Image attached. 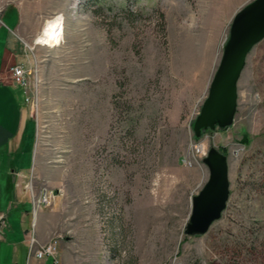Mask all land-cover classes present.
Here are the masks:
<instances>
[{
  "label": "rangeland",
  "instance_id": "obj_1",
  "mask_svg": "<svg viewBox=\"0 0 264 264\" xmlns=\"http://www.w3.org/2000/svg\"><path fill=\"white\" fill-rule=\"evenodd\" d=\"M251 1L0 0V18L11 3L26 10L34 186L59 192L43 230L59 241L57 264H264V39L239 80L233 125L193 129L233 18ZM12 6L0 30L4 80L24 64L8 54L2 67ZM211 150L227 156L229 199L205 234L189 235ZM12 189L0 167V212L14 218L24 207Z\"/></svg>",
  "mask_w": 264,
  "mask_h": 264
},
{
  "label": "crops",
  "instance_id": "obj_2",
  "mask_svg": "<svg viewBox=\"0 0 264 264\" xmlns=\"http://www.w3.org/2000/svg\"><path fill=\"white\" fill-rule=\"evenodd\" d=\"M11 4H13V6L11 5L13 7V20L9 23L7 43L1 52L3 56L2 67L4 68L7 56L10 54L12 59L18 63H24L26 68L30 70L31 62L28 58L27 61L24 59L21 42L24 39L22 33L27 30L25 6L18 3ZM11 6L10 4L7 5L1 14L0 30L3 25L2 17ZM12 36L16 38L12 40ZM37 138L38 125L33 116L31 105L26 103L24 90L22 87L14 85L8 78L5 79L0 83V167H9L13 180V203L24 207L18 211V216H14V218L0 212L6 216L5 227L0 231V256L6 250V259L9 264H56L52 257L42 260L29 257L28 237L31 235L27 236L29 231L26 228L33 227L32 233L40 244H44L51 238L47 237L43 230L53 225L52 222H49L51 214L47 212L48 209H42L36 216L34 215L30 208V197L25 186L32 179L33 182L36 179L33 169ZM19 167L22 169L17 170ZM8 221L11 222V225L8 224ZM7 229L8 231H6ZM4 232L6 233L4 234Z\"/></svg>",
  "mask_w": 264,
  "mask_h": 264
},
{
  "label": "water",
  "instance_id": "obj_3",
  "mask_svg": "<svg viewBox=\"0 0 264 264\" xmlns=\"http://www.w3.org/2000/svg\"><path fill=\"white\" fill-rule=\"evenodd\" d=\"M264 39V0L247 3L234 16L222 58L211 82L209 94L194 122L197 137L207 129L233 125L238 108V84L252 49ZM209 178L194 196L187 234H205L220 219L229 194L227 156L211 150L204 158Z\"/></svg>",
  "mask_w": 264,
  "mask_h": 264
},
{
  "label": "built area",
  "instance_id": "obj_4",
  "mask_svg": "<svg viewBox=\"0 0 264 264\" xmlns=\"http://www.w3.org/2000/svg\"><path fill=\"white\" fill-rule=\"evenodd\" d=\"M29 71L30 70H28L24 64H16L9 68L8 77L14 85L22 87L24 90L26 103L32 106L35 103V98L33 95ZM4 76L5 75H3V72L0 71V83L4 81ZM204 152L205 148L203 144L200 143L196 145L195 143L194 153L199 155L204 154ZM25 186L30 197L31 209L35 216L40 210L54 204L57 200V197L59 196L58 191H55L53 188H50L47 185H41L36 188V186H34L33 179ZM4 217L5 215L1 214L0 220ZM58 242L59 241L57 239H51L44 244H40L34 233H32L29 238V257H35L39 260L52 257L57 264L59 253Z\"/></svg>",
  "mask_w": 264,
  "mask_h": 264
},
{
  "label": "bare ground",
  "instance_id": "obj_5",
  "mask_svg": "<svg viewBox=\"0 0 264 264\" xmlns=\"http://www.w3.org/2000/svg\"><path fill=\"white\" fill-rule=\"evenodd\" d=\"M56 28H58V23H55L54 26H53V29H52V31L50 33V36H49L50 40L53 39V36H54V33H55L54 30H56Z\"/></svg>",
  "mask_w": 264,
  "mask_h": 264
},
{
  "label": "trees",
  "instance_id": "obj_6",
  "mask_svg": "<svg viewBox=\"0 0 264 264\" xmlns=\"http://www.w3.org/2000/svg\"><path fill=\"white\" fill-rule=\"evenodd\" d=\"M227 128V127H226ZM222 129H225V128H222Z\"/></svg>",
  "mask_w": 264,
  "mask_h": 264
}]
</instances>
